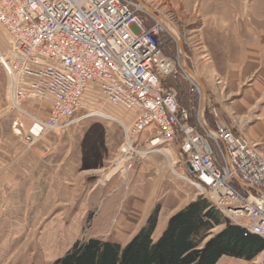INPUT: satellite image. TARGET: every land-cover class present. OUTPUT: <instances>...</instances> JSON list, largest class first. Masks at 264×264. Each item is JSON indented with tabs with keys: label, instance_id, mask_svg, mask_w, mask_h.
Listing matches in <instances>:
<instances>
[{
	"label": "rangeland",
	"instance_id": "obj_1",
	"mask_svg": "<svg viewBox=\"0 0 264 264\" xmlns=\"http://www.w3.org/2000/svg\"><path fill=\"white\" fill-rule=\"evenodd\" d=\"M132 1L139 6L144 4L151 11L147 15V9L141 6L140 16L146 26L153 22L152 12L157 17L163 15L175 26L182 51L176 44L178 40L173 41L167 33H163L162 38L166 55L171 57L178 51L181 55L185 73L177 69L175 79L168 80L178 92L181 103L191 108L192 115L197 114L200 102L191 91L190 74L184 68L187 65L193 74L202 73L208 78L209 89L201 92V98L202 94L205 97L203 116L208 126H221L243 136L239 132L242 128L237 131L232 126L231 115H222L220 106L223 101L230 102L242 95L250 83L249 79L243 81L245 70L249 68L253 73L263 65L264 0ZM6 48L7 41L0 29V52L4 53ZM248 54L257 55V60L248 64ZM205 58L216 74L207 72ZM237 64L239 68L231 70ZM234 72H239L238 94H230L229 78ZM102 104L100 100L94 104L84 103L76 119L98 109L114 116L124 114ZM33 106L31 101L25 107ZM46 113L47 108L40 116ZM20 117L10 108L8 79L0 66V264H52L75 242L90 238L124 245L158 205L155 239L169 216L200 196L194 186L171 172L166 157L160 153H154L158 155L155 156L158 163L149 162L150 154L134 159L133 167L132 162H125L121 154L124 132L115 121L99 116L80 118L66 128L47 132L29 142L23 131L20 135L13 126L14 120ZM22 120L28 123L27 119ZM153 132V129L146 130L136 135V146L148 148V137ZM177 147V142L160 146L171 162L176 159ZM151 164L155 168L145 173L144 182L151 183L157 174L159 180L143 196L144 182L135 185V180L139 166L146 168ZM175 170L179 174L186 173L180 165ZM111 209L115 212L108 221L106 216ZM119 214H125L128 220L119 221ZM220 228H213L211 234ZM217 264H264V250L251 261L223 257Z\"/></svg>",
	"mask_w": 264,
	"mask_h": 264
},
{
	"label": "built area",
	"instance_id": "obj_2",
	"mask_svg": "<svg viewBox=\"0 0 264 264\" xmlns=\"http://www.w3.org/2000/svg\"><path fill=\"white\" fill-rule=\"evenodd\" d=\"M141 9L132 0H0L7 41L0 66L10 108L21 115L14 128L33 142L95 113L122 127L128 164L152 153L166 157L160 146L177 142L174 167L166 158L172 173L238 226L264 237V157L247 138L211 128L200 110L192 115L179 103L168 80L185 71L179 51L164 53L162 34L176 39L154 14L146 26ZM188 80L199 102L201 89ZM98 100L124 114L98 109L76 119L84 103ZM31 101L35 106L26 108ZM152 129L149 147L139 149L135 136ZM177 165L186 173H177Z\"/></svg>",
	"mask_w": 264,
	"mask_h": 264
},
{
	"label": "trees",
	"instance_id": "obj_3",
	"mask_svg": "<svg viewBox=\"0 0 264 264\" xmlns=\"http://www.w3.org/2000/svg\"><path fill=\"white\" fill-rule=\"evenodd\" d=\"M159 206L124 245L90 238L75 242L52 264H216L222 256L251 261L264 250V237L235 225L202 196L169 218L155 239ZM215 227H221L211 234Z\"/></svg>",
	"mask_w": 264,
	"mask_h": 264
},
{
	"label": "crops",
	"instance_id": "obj_4",
	"mask_svg": "<svg viewBox=\"0 0 264 264\" xmlns=\"http://www.w3.org/2000/svg\"><path fill=\"white\" fill-rule=\"evenodd\" d=\"M249 53H251V52H249ZM248 55H249L247 58L248 64H252L258 58L257 55H252V54H248ZM262 62H263V65H261L260 70L254 71L252 73L248 68V70L244 71V74H243L244 76L242 77L244 79L243 81L249 79L250 83L247 85L246 89H244V92L242 93V95L238 98L232 99L230 102L223 101L224 103L222 102L223 104H221L220 108H221L222 115H224V113L231 115V122L234 124L232 126L235 127L237 129V131H239V128H242V129H240L239 132H241V134L243 136H245L250 142L254 143L256 151L261 156L264 157V101H262V100H264L263 99V97H264V54H263V61ZM204 67L208 73H211V75L216 74V71H215L213 65H210V62L208 61V58H205ZM238 68H239V65L237 64L235 67L232 66L231 70H233V69L236 70ZM238 73L239 72H234V73H232V75H230V78H229V81H230L229 88H230V92H231L230 94H238L239 93V86H240L239 80H240V78H239ZM196 75L201 80L200 82L202 83L201 84L202 88L204 87L203 90L205 89L207 92L209 89V86H210V84L208 83V78H206V76H204L202 73L198 74L196 72ZM190 77H191V75H190ZM191 79L193 80L192 77H191ZM194 82L196 83V81H194ZM242 84H244V83H242ZM201 92H202V89H201ZM177 98H178L179 103H181L180 97H177ZM199 102H201V100ZM181 104H183V103H181ZM258 106H259V108L256 109ZM199 110H200V104H199ZM203 118H204V116H203ZM235 128H234V132H236ZM148 131H150V130H148ZM144 132H141V134H143ZM147 137L148 136L146 135L143 138V140H145ZM143 146H147V145L144 144ZM171 151L173 152V150H171ZM171 151L169 153H172ZM174 153H175V151H174ZM155 156H158V155L154 154V153L148 155V159L150 160L149 162H151L152 164L159 162V160H157L158 157H155ZM152 164L150 166L146 165V168H144L143 165L139 166L137 178L135 180V185L136 184L138 185V184H141V182H144L145 173L148 172L149 169L151 170V168H155V167H153ZM130 166L133 167L134 164L132 163ZM158 176L159 175L157 174L156 179L153 177L154 180H152L151 183L144 182V184H142L143 187H141V188H142L143 196H145L146 193L149 191V189L151 188V185L158 182V180H159ZM154 188H155V185H154ZM158 190H159V186L157 187V191ZM114 202L115 201H113V203H112L113 205H114ZM114 212L115 211L113 209L108 211V216H106L108 221L112 220V217L114 216ZM118 217H119L118 218L119 221H122V222L127 221L129 218L128 216H127L128 218H126L125 214H119ZM130 220H132V219H130ZM165 220L166 219H164L162 221V223H164ZM163 225L164 224H162V227H161L162 229H163ZM162 229H160V231ZM223 257L229 258L226 256H222L219 259V261ZM238 260L241 261L240 259H238ZM242 261L246 262L245 260H242Z\"/></svg>",
	"mask_w": 264,
	"mask_h": 264
},
{
	"label": "bare ground",
	"instance_id": "obj_5",
	"mask_svg": "<svg viewBox=\"0 0 264 264\" xmlns=\"http://www.w3.org/2000/svg\"><path fill=\"white\" fill-rule=\"evenodd\" d=\"M213 1V0H212ZM232 3H234L235 4V2L234 1H232ZM139 4H140V2H139ZM212 4V3H211ZM143 8H146L147 9V6H144V4H140ZM147 12L149 13V12H151L150 10H149V8L147 9ZM151 14H154L153 12L151 13ZM161 17H163V15H160V16H158V19L160 20L161 19ZM161 21L163 22V24H165L167 27H168V29H169V32H170V34H172L173 35V37L176 39V40H179V35H178V33H177V31H176V29H175V26L171 23V22H169L166 18H162L161 19ZM180 40H181V38H180ZM190 73V75L191 76H193V72H189ZM200 113H202V111H200ZM105 115H108V116H111V114H107V113H104ZM91 115H94L95 116V113H93V114H91ZM112 117V116H111ZM170 154V153H169ZM171 155V154H170ZM166 158H168L167 157V155H166ZM173 161V160H172ZM171 164H172V166L174 167V163L173 162H171ZM174 170V169H173ZM175 171V170H174ZM171 172H172V169H171ZM176 172V171H175Z\"/></svg>",
	"mask_w": 264,
	"mask_h": 264
},
{
	"label": "water",
	"instance_id": "obj_6",
	"mask_svg": "<svg viewBox=\"0 0 264 264\" xmlns=\"http://www.w3.org/2000/svg\"><path fill=\"white\" fill-rule=\"evenodd\" d=\"M157 16V15H156ZM158 18V17H157ZM178 45H179V48L181 49V51H182V43H181V41H179L178 40ZM184 68H185V70L189 73L190 72V69L188 68V66L187 65H184ZM190 74V73H189ZM195 81H196V83L199 85V87L203 90V88H202V85H201V82H200V80H199V78L195 75V74H193V76H191ZM204 94H202V98H201V102H200V110L202 111V114L204 113L203 111H204V105H205V97L203 96Z\"/></svg>",
	"mask_w": 264,
	"mask_h": 264
}]
</instances>
